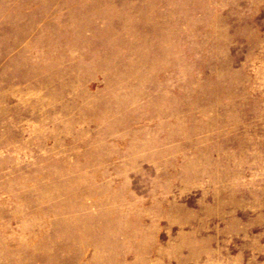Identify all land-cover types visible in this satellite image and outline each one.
<instances>
[{
    "label": "rangeland",
    "instance_id": "1",
    "mask_svg": "<svg viewBox=\"0 0 264 264\" xmlns=\"http://www.w3.org/2000/svg\"><path fill=\"white\" fill-rule=\"evenodd\" d=\"M0 264H264V0H0Z\"/></svg>",
    "mask_w": 264,
    "mask_h": 264
}]
</instances>
